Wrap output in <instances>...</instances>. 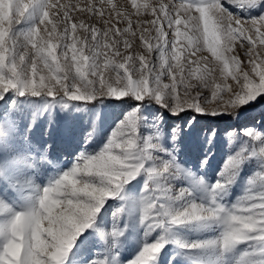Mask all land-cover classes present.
<instances>
[{"label": "snow or ice", "instance_id": "obj_1", "mask_svg": "<svg viewBox=\"0 0 264 264\" xmlns=\"http://www.w3.org/2000/svg\"><path fill=\"white\" fill-rule=\"evenodd\" d=\"M227 2L264 7V0H145L142 4L137 0H0V99L14 91L19 96H61L70 101L109 96L132 97L137 102L99 153L82 155L70 170L36 189L37 195L28 198L32 202L23 210L13 211L0 200V214H8L0 220V264H64L77 235L89 226L99 206L141 172L154 182V188H146L139 200L142 222L223 225L219 239L181 244L182 248L215 246L227 251L242 243L230 235V226L237 222L219 219L224 216L219 209L225 207L215 198L234 177L212 186L213 198L207 205L192 202L189 189L179 190L175 199L186 203L174 210L161 203L172 199L163 181L175 175L174 157L146 167L154 161L152 151L166 150L158 134L141 143L138 132L139 104L145 100L173 115L195 111L225 116L264 95V11L244 19L230 12L224 6ZM204 49L211 59L199 55ZM245 135L260 141L259 148L242 149L228 158L224 169L257 157L261 171L256 179L264 184V134L247 130ZM10 163L34 166V161L22 157ZM6 172L7 166L0 165V176L17 187L18 181ZM250 183L253 188L240 200L246 210H234V215L250 218V228L237 225L248 237L243 242L260 245L259 253H245L247 264H264V258H252L264 257V187ZM17 213L30 219L27 228L17 226ZM111 235L121 233L114 229ZM163 247V241L145 243L128 264H155Z\"/></svg>", "mask_w": 264, "mask_h": 264}, {"label": "rangeland", "instance_id": "obj_2", "mask_svg": "<svg viewBox=\"0 0 264 264\" xmlns=\"http://www.w3.org/2000/svg\"><path fill=\"white\" fill-rule=\"evenodd\" d=\"M144 2L137 0L138 4ZM224 6L244 19L259 16L264 11V7H238L231 2ZM237 51L243 59L242 50ZM199 55L211 59L206 49ZM129 98L133 99L103 96L83 102L61 96L53 99L44 95L19 96L14 91L6 93L0 99V125H3L0 128V165L7 166L6 175L18 184L13 188L4 176H0V200L13 211H21L32 202L28 198L37 195L36 189L42 190L70 170L82 155L99 153L125 115L137 107L134 99L127 101ZM138 115L141 143L144 138L158 134L159 143L166 150L152 151L154 161L147 162L146 167L173 157L177 166L175 175L163 181L172 199L161 200V203L169 204L174 210L181 209L186 201L175 197L179 190L189 189L192 202L207 205L213 198L212 186L234 177L215 197L225 208H231L253 188L250 181L255 182L256 188L264 187L256 179L261 171L257 157L245 159L236 168L224 169L228 158L242 149L251 152L253 146L259 148L261 142H254L245 131L264 134V95L238 108L234 115H200L195 111L173 115L150 100L139 104ZM14 157L34 161V166L11 164ZM26 182H30V186ZM148 187L154 188V182L141 172L117 195L106 198L89 226L77 235L64 264H89L96 259L105 260L106 264H128L145 243L156 241H163L164 247L157 254L155 264H247L245 253H259L260 245L252 242H242L227 251L215 246L182 248L181 244H208L217 240L223 225L190 222L154 226V221L142 222L139 200ZM7 215L0 214V220ZM114 229L121 235L113 237ZM252 258L264 257L257 254Z\"/></svg>", "mask_w": 264, "mask_h": 264}, {"label": "clouds", "instance_id": "obj_3", "mask_svg": "<svg viewBox=\"0 0 264 264\" xmlns=\"http://www.w3.org/2000/svg\"><path fill=\"white\" fill-rule=\"evenodd\" d=\"M0 40H2V34H0ZM109 156L114 155L113 153H109ZM117 159H119V157H117ZM88 162H86L87 164ZM86 175H91V172H86ZM97 175H100L99 173H97ZM67 177H61V179H66ZM72 182L74 184H79L78 180H75V178L72 179ZM213 187H215V185H213ZM262 195H264V192L261 193ZM234 210L237 212H242L245 211V207L243 206V204L239 201L237 204L233 205L231 208H221L219 209L220 212L224 213V216L219 218L221 220V222H227L229 220H233L236 221V224H233L230 226V235H231V239L234 240L237 243L243 242L245 239H247L248 237L244 234V232L242 231V228L240 226H242L243 228H250L251 225L248 223V221L250 220L249 217H243V216H235L234 215ZM23 216V213H17L16 214V221H17V226L20 227L21 229H25L27 228L30 219L25 217L24 219H21V217ZM240 225V226H237ZM220 238V237H219ZM218 238V239H219Z\"/></svg>", "mask_w": 264, "mask_h": 264}, {"label": "trees", "instance_id": "obj_4", "mask_svg": "<svg viewBox=\"0 0 264 264\" xmlns=\"http://www.w3.org/2000/svg\"><path fill=\"white\" fill-rule=\"evenodd\" d=\"M127 101L133 102V99L129 98V99H127Z\"/></svg>", "mask_w": 264, "mask_h": 264}]
</instances>
